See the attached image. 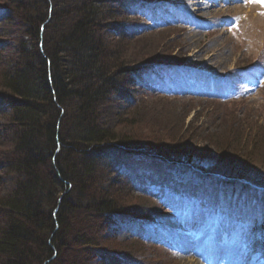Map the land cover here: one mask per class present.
I'll list each match as a JSON object with an SVG mask.
<instances>
[{"label": "trees", "instance_id": "trees-1", "mask_svg": "<svg viewBox=\"0 0 264 264\" xmlns=\"http://www.w3.org/2000/svg\"><path fill=\"white\" fill-rule=\"evenodd\" d=\"M128 1L0 0L17 21L12 59H0V186L7 185L0 195V264H89L90 250L103 252V240L94 227L80 228L82 220L97 227L127 214L104 188L94 191L103 171L120 177L114 166L134 152L193 163L182 145L202 140V131L195 139L182 131L171 141L143 143L102 119L107 103L125 102L133 74L176 58L163 46L134 50V40L125 42L131 54L113 49L110 37L121 33L114 19L129 10ZM238 131L220 127L209 141L236 154L241 136L252 144L250 154L245 149L240 164L232 158L207 170L263 184L264 162L262 171L253 153L264 137Z\"/></svg>", "mask_w": 264, "mask_h": 264}, {"label": "rangeland", "instance_id": "rangeland-1", "mask_svg": "<svg viewBox=\"0 0 264 264\" xmlns=\"http://www.w3.org/2000/svg\"><path fill=\"white\" fill-rule=\"evenodd\" d=\"M200 1L202 0H198V3ZM249 1L246 8L241 6L240 0H219L217 4L208 1L205 8L200 4L203 8L199 11H195V6L190 5L194 3L192 0L138 1L124 16L114 19L121 33L119 36L113 33L109 43L117 53L126 55L131 54V49H133L132 45H125L128 40L135 41L134 50L163 46L168 49V55L176 56L171 59L172 62L183 63L182 66L199 67L197 69L204 72L203 76L210 79L211 73L218 76L235 67L264 60V1ZM180 5L191 9L188 13L193 17L192 24L177 20V8ZM164 7L167 8L164 14H168L173 20L168 24L155 25L154 20L159 22V19H153V17L160 14ZM133 12L136 13L134 17ZM9 16L10 13L6 18H0V59L2 62L12 59L14 40L17 35L15 16L13 14ZM232 20L239 22L238 27L230 30L231 34H227L224 25ZM204 23H212L215 26L206 27ZM187 72L186 68H182L177 72L179 81H165L156 84L153 83V76H143L141 82L151 84L146 87L134 86L132 88L136 90V94L135 97L134 94L131 95L132 102L125 107L127 109H124L122 103L119 105L114 102L107 103L102 111L104 123L107 126H114L117 133L132 137L133 141L147 143L151 140L152 144H155L157 140L171 141L172 138L182 136V131L189 133L190 137L195 139L194 136H200V131H202V140L196 143L187 140L183 143L182 155L186 156L185 159L193 158L191 161L194 165L208 169H215L219 167L218 162H225L232 158L240 164L238 160L243 158L241 155L246 151L245 149H248L247 154H250L251 143L246 144L245 138L239 136L237 152L234 151L236 154H233L228 149L218 147L216 142L211 143L209 138L216 134L220 127L225 129L227 126L239 129V133L245 129L251 130L250 132L259 137H264V85L262 90L245 101L224 104L216 103L217 101H211L208 98H190V94L186 91L172 94L163 92L170 85L187 86V81L182 76ZM190 74L194 75L192 70ZM185 76L188 77V75ZM165 77L175 80L173 74L167 73L158 75L157 81H162ZM151 86L154 88H150ZM253 87L254 84L248 88L249 96H251ZM129 90L130 88H127V92ZM252 102L256 103L249 106ZM218 133H221V130ZM1 143L0 138V145ZM3 150L4 148L0 146V156ZM253 155L256 156L255 162L258 164L256 166L263 171L259 163L264 162V147L261 152H255ZM132 158L135 160L134 165L127 160L128 164L124 165L128 169L120 163L118 170L127 174L133 171L132 175L136 176L139 183L144 182L142 176L149 172L137 163L136 155ZM262 171L259 172L261 175ZM110 172L111 170L103 171L98 176L94 191L98 192L100 187L104 188L113 197L117 206L123 209L122 213H127L131 219L123 221L124 218L113 217L105 223L101 222L100 225L98 223L97 227L96 223L93 226L92 219L82 220L84 223L80 228L91 230L94 227L95 233L103 240L100 245L103 252L96 249L90 250L89 264H109L110 259L119 264L129 262L132 264H201L196 257L190 254L181 255L178 251L179 245L174 244L181 238L189 240V236L186 235L189 229L187 224H193L194 228L200 229L203 234L208 233L209 230L230 231L243 228L236 224L234 215L229 214L228 210L213 211L192 199L187 201L182 193L174 194V190L168 186L158 192L162 201L156 199L155 196V199L145 197L141 194L150 195L148 190L138 189L137 191L136 185L129 184V180L125 181L124 177L119 178ZM171 173V178L182 185L178 187V183H175V190L181 191L188 188L189 185H183L187 182L192 185L200 184L194 171L183 172L174 169ZM261 181H264V178ZM6 187L7 185L0 186V195H3ZM202 187L200 184V189ZM153 189L154 191L159 190L158 187ZM178 219L186 220L187 223H180ZM137 220L150 221L149 224L141 225V234L146 237V240L154 237L159 241L148 244L133 240L132 238L140 231L135 227L137 225L132 226V223ZM165 226H168L167 230L162 228ZM207 242L213 243L210 237H207ZM78 247H82V243ZM242 253V248H233V255L236 258H239ZM66 256L70 257V252L61 250V257Z\"/></svg>", "mask_w": 264, "mask_h": 264}, {"label": "bare ground", "instance_id": "bare-ground-1", "mask_svg": "<svg viewBox=\"0 0 264 264\" xmlns=\"http://www.w3.org/2000/svg\"><path fill=\"white\" fill-rule=\"evenodd\" d=\"M200 5V4H199ZM201 6V5H200ZM201 8L200 7H198V9L197 10H195V11H199ZM179 18V17H178ZM180 21H181V19H179ZM139 82V84L141 85V86H145L146 85V82H141V80H139L138 81ZM170 87V86H169ZM126 164H128V162H125ZM123 161L121 162V164L122 165H124L125 164ZM124 167L126 168V169H128L125 165H124ZM144 175H146V174H144ZM177 186L178 187H181L182 185L181 184H177ZM179 243L183 246V244L185 243V241H179ZM223 257H226L225 255H223ZM222 260V259H221ZM223 262H225L226 260H222Z\"/></svg>", "mask_w": 264, "mask_h": 264}, {"label": "water", "instance_id": "water-1", "mask_svg": "<svg viewBox=\"0 0 264 264\" xmlns=\"http://www.w3.org/2000/svg\"><path fill=\"white\" fill-rule=\"evenodd\" d=\"M159 157H161V158H163V159H165V157H163V156H160V155H158Z\"/></svg>", "mask_w": 264, "mask_h": 264}]
</instances>
